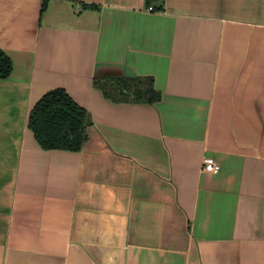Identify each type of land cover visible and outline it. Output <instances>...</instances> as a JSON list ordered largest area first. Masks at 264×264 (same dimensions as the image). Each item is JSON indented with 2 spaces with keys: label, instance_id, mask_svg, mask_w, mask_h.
<instances>
[{
  "label": "crops",
  "instance_id": "crops-1",
  "mask_svg": "<svg viewBox=\"0 0 264 264\" xmlns=\"http://www.w3.org/2000/svg\"><path fill=\"white\" fill-rule=\"evenodd\" d=\"M0 48V264H264V0H0ZM123 76L161 99L94 86ZM57 87L80 151L28 127Z\"/></svg>",
  "mask_w": 264,
  "mask_h": 264
},
{
  "label": "trees",
  "instance_id": "trees-1",
  "mask_svg": "<svg viewBox=\"0 0 264 264\" xmlns=\"http://www.w3.org/2000/svg\"><path fill=\"white\" fill-rule=\"evenodd\" d=\"M165 0H146L151 10L164 8ZM47 1L43 3L45 9ZM13 63L0 48V78H8ZM94 86L114 102L155 103L161 99L152 76L95 78ZM92 118L86 108L77 103L63 87L48 90L36 102L28 117V127L44 149L80 151L88 138L87 128Z\"/></svg>",
  "mask_w": 264,
  "mask_h": 264
},
{
  "label": "built area",
  "instance_id": "built-area-1",
  "mask_svg": "<svg viewBox=\"0 0 264 264\" xmlns=\"http://www.w3.org/2000/svg\"><path fill=\"white\" fill-rule=\"evenodd\" d=\"M221 169L220 163L214 157H205L203 160V170L211 173H217Z\"/></svg>",
  "mask_w": 264,
  "mask_h": 264
}]
</instances>
